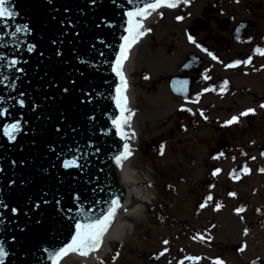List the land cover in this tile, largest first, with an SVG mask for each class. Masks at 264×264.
I'll return each mask as SVG.
<instances>
[{"label": "snow or ice", "instance_id": "obj_1", "mask_svg": "<svg viewBox=\"0 0 264 264\" xmlns=\"http://www.w3.org/2000/svg\"><path fill=\"white\" fill-rule=\"evenodd\" d=\"M181 3L188 4L189 0H127V4L131 7L124 10L122 6L117 5V0H84L83 5H76L74 10L73 5L63 4L61 7H56V0H38L40 8L60 15V19H57V15L48 16L49 24H54L55 29L54 34L48 40L51 55L46 59H44L45 51L38 47L43 42V38L34 43L27 39H21V34L24 37L32 35V28L28 24L23 27L17 26L9 32V36L17 42L13 45L11 58L0 54V69H2L0 84L8 81V89L16 91L18 82L25 83L22 77H28L26 83L31 85L30 72L39 73L41 66L49 71L45 73L46 79L45 77L40 78L42 82L40 100H37L32 93L19 91L17 95L8 97L7 103L17 111L20 109L30 111L32 119L41 121L37 128H41L47 123L48 126L43 127V137L33 134L28 139L32 147L36 149H43L47 145L48 155L55 156L57 160H60L58 165L52 163L50 167L41 165L39 169H36L28 157L23 155V149H21V155L17 159L9 161L11 167L19 172V179L5 176L4 186L0 187V232L8 231L10 228L13 230L12 240L22 249L23 259L27 264H46V262L61 264V261L70 253L78 254L81 257H88L89 254L96 253L101 248L103 239L118 213L120 211L127 212V208L122 204L123 194L111 182L107 183L105 187L93 186L91 188L93 197L98 192L104 193V196L91 199L87 208L84 205V202L89 200V197L84 194V190L94 180L97 184L100 180L98 175H93L91 169L93 168L92 158L101 154L102 147L98 146L91 136H88L83 146L78 143L76 146L66 143L59 151L54 146L58 142H65L69 135L74 140L75 137L89 132L97 119L87 111L79 115L73 113L71 104L65 107V102L73 96H75L77 107L86 109L87 104L92 101V92L84 91V85L79 83V79L85 77L87 61L77 53L76 43L82 42L87 35L91 41V48L98 50L97 42L102 46L105 45L106 37L111 36L116 39L114 33L118 28L122 29V33L118 37L120 43L113 48L114 59L109 61L111 72L119 81L115 86L113 97L118 113L110 118L111 128L114 130V133L111 134L117 139L113 141L114 147L106 150L107 159L112 162L109 174H114V170L122 171L124 163L132 157L133 150L130 142L136 137L132 125L136 113L129 106V97L126 94L129 83L124 71L125 62L129 60L133 47L152 31L151 28L146 27V21L154 13L163 16L160 9H176ZM110 4L114 6L112 9H109ZM115 7H121L122 10V22L119 25L115 22ZM19 15L15 0H0V21L5 22V26H7V22L16 20ZM89 15H91V19H88ZM82 19H87V23H82ZM175 19L183 21L185 17L177 15ZM0 39L3 38L0 37ZM237 39H239V29L237 30ZM187 40L200 51L207 53L212 60L218 59L206 47L198 43L192 35H188ZM21 43H23V48H21ZM0 48H7V45L0 43ZM21 52L28 54L29 58H23L20 55ZM255 52L264 56V49L260 47L255 48ZM31 54H36L38 58V63L34 67L29 64ZM99 54L103 56L104 52L100 51ZM77 60L79 64L75 63ZM251 62V57L243 61L244 64ZM241 63L240 60H237L234 64H228L227 67L232 68ZM82 67L85 68V71L81 70ZM70 69L72 73H78L77 78H73V75L69 74ZM144 79H148V77L145 76ZM204 79L210 80L211 77L205 75ZM180 83L183 87L187 85L188 81ZM227 85L228 81H224L221 90L226 89ZM173 88L176 90V82L173 83ZM77 91L82 93V97L75 95ZM203 91H215V89L205 88ZM5 102V98L0 96V104ZM260 107L264 108V104H261ZM38 109L42 110L37 111ZM180 110H186L195 115L191 108L181 107ZM253 111V109H248L241 112L240 116H248ZM9 114L10 108H0V117ZM199 114L205 120L208 119L203 111ZM23 116L24 114L21 113L20 119L3 126V135L13 145H15L18 136L24 133L23 125L27 124V120H24ZM238 119L239 117L232 116L226 124L232 125L238 122ZM100 134L107 136L110 133L106 129H101ZM163 153L164 145H161L160 154L163 155ZM261 155L264 156V152ZM2 158L0 156V159ZM61 168L64 170L63 173L58 171ZM50 169H57V171L51 172ZM98 171L103 172L104 169L100 168ZM219 171L216 169L212 175L215 176ZM249 171L250 169L246 165L242 168L244 173ZM260 171L264 172V169H260ZM5 172V167L0 166V175ZM14 175H16L15 172ZM63 176H68L69 179L65 181ZM78 177L83 178L82 182ZM105 179L107 180V175ZM73 181L76 183L74 184ZM10 186H13L11 194L2 195L4 188ZM229 195L234 196L235 193H229ZM206 199L211 201L213 197L208 195ZM65 206L69 212L72 208H77L76 215L67 218L62 216L61 212ZM200 207L204 208L205 204L202 203ZM216 207L219 209L220 205H216ZM237 211L240 212L243 209H237ZM61 235L64 237L63 242L56 246V238ZM245 235H247V229ZM200 239H204V237L200 236ZM45 243L51 246L42 248L37 261L30 260L29 257L33 254L32 249L40 250V246ZM164 243L167 244L168 241H164ZM240 251L243 252L244 247H241ZM10 255V249L5 246V241L0 240V264H7ZM163 255L164 252H161L160 256ZM156 258L159 259V256ZM186 259L195 261L200 258L188 256ZM180 264H184V261L181 260ZM216 264H220V262L217 261ZM253 264H258V262L254 261Z\"/></svg>", "mask_w": 264, "mask_h": 264}, {"label": "flooded vegetation", "instance_id": "obj_2", "mask_svg": "<svg viewBox=\"0 0 264 264\" xmlns=\"http://www.w3.org/2000/svg\"><path fill=\"white\" fill-rule=\"evenodd\" d=\"M170 29L174 41L170 44L169 53L176 56L182 51V54L175 57L174 61L169 60L168 65L171 66L164 67L162 64V71L155 76L158 80L152 79L148 73L144 74L148 79L143 77L144 82L150 83L146 84L150 92H159V87L166 92V102L160 104L166 110L163 123L166 136L163 140L177 138L180 143L204 145L212 173L216 169L221 171L223 166L219 164L230 158L239 163L228 171L230 179L237 181L256 173L264 177V172L260 171L264 169V156L261 155L264 152V108L260 107L264 104V56L255 52L257 47L264 49V0H212L202 15L186 17L183 21L175 20L174 24L169 25ZM188 35H192L218 59L214 61L207 53L197 49L187 40ZM151 54L154 58L160 56L158 51ZM249 57L252 62L244 64L243 61ZM237 60L242 63L227 67ZM205 75L211 79L205 80ZM171 79H174L173 83L176 82V90H172ZM185 80L188 81L187 85L181 87L180 82ZM224 81H228V85L222 91ZM205 88H214L215 91L204 92ZM171 102L175 106L169 111ZM181 107L191 108L195 115L186 110L181 111ZM248 109L254 111L248 116H240L241 112ZM201 111L207 120L200 116ZM232 116L239 117L238 122L227 125L226 122ZM223 146L225 149L220 155ZM250 164H256V167ZM245 165L250 169L248 173L242 172ZM228 207L221 206L218 210L224 213ZM234 208L238 209L239 206ZM241 208V212L236 210L238 214L245 212L246 208ZM230 209L234 216L235 211ZM251 210L255 219L232 222V230L226 224L220 225L222 238L218 241L216 238L196 243L192 241L196 246H191L186 242L185 245L176 244V238L174 245L165 244L169 247L166 252L174 255L173 263L170 264H180L181 260L184 264H213L217 261L220 264H253L254 261L264 264V202L251 207ZM215 232L216 229V236ZM197 247H201L204 252H198ZM241 247H244L243 252L240 251ZM162 249L158 253L164 252L166 248ZM158 253L149 258L155 259ZM201 254L204 257H199ZM188 256L200 259L189 261L186 259Z\"/></svg>", "mask_w": 264, "mask_h": 264}, {"label": "rangeland", "instance_id": "obj_3", "mask_svg": "<svg viewBox=\"0 0 264 264\" xmlns=\"http://www.w3.org/2000/svg\"><path fill=\"white\" fill-rule=\"evenodd\" d=\"M211 3L212 0H190L188 4L181 5L178 9H163L160 11L163 16L154 15L156 18L146 26L152 31L137 45L132 61L125 68L129 82V105L136 113L132 125L136 132L137 144L131 157L130 168L137 171L140 180L143 179L146 184L152 186L155 195L140 218H128L126 232L122 233L119 240L111 241L109 253L98 257L94 264L173 263L172 253L164 251L163 256L158 253L163 250L162 247L169 250L163 243L165 238L169 240V245H174L177 240L176 244L185 245L186 242L191 246H196L192 241L196 243L215 238L218 241L222 238L220 225L226 224V227L232 230L234 228L232 222L255 219L251 207L260 206L264 202L262 175L256 173L250 178L233 181L227 173L239 163L229 158L219 164L223 166L221 171L211 176L212 170L204 145L194 142L180 143L177 138L163 140L166 136L163 125L166 110L160 104L166 102V92L162 87H159V92H150L147 89L150 83L143 80L145 73L152 79L157 78L155 76L162 71L160 70L162 64L165 67L170 59L174 61L175 57L182 54V51L176 56L169 53L174 38L173 32L168 29L169 25L175 23V17L200 16ZM155 51L160 54V59L154 58L151 54ZM167 57L169 59L166 61ZM174 106V102H171L169 111L173 110ZM160 143L166 149L163 155L157 154ZM183 146L186 148H182ZM250 165L256 167V164ZM208 195H211L213 200L208 201L206 199ZM202 203L205 204L204 208L200 207ZM216 205L229 207L222 213ZM238 206V209H242V206L246 208L243 214L237 213L234 207ZM230 207L235 211L234 216ZM200 236L204 239H200ZM199 248L197 247L198 252H204L201 247ZM156 253L159 254L156 255L159 259L151 260L149 257ZM199 257L204 255L201 254ZM66 264L81 262L69 260Z\"/></svg>", "mask_w": 264, "mask_h": 264}, {"label": "water", "instance_id": "obj_4", "mask_svg": "<svg viewBox=\"0 0 264 264\" xmlns=\"http://www.w3.org/2000/svg\"><path fill=\"white\" fill-rule=\"evenodd\" d=\"M83 3L84 0H56V7H61L63 4L73 5L75 10L76 5H83ZM15 4L17 11L20 13L19 17L16 20L7 22V26H5V22L0 21V37L3 38L0 39V43L7 45V48H0V54L7 55L11 58L13 55V45L17 41L9 36V32L13 31L17 26L23 27L25 24H28L32 28V35L31 37H24L23 34H21V39H27L29 42L34 43L36 41H40L41 38H43V42L39 44L38 47L45 51L44 59H46L51 55V50L48 46V40L50 39L51 35L54 34L55 29L54 24H49L48 16L57 15V19H60V15L57 13H50L48 10L40 8L38 6V0H15ZM117 5L122 6L124 10L131 7V5L127 4V0H117ZM113 7L114 6L111 4L109 5V9H112ZM115 12V22L119 25L122 22L121 7H115ZM91 18V15H89L88 19ZM81 22L87 23V19H82ZM121 33L122 29L118 28L114 33L116 39H113L111 36L106 37L105 45L103 46L97 42L98 50H93L91 48V41L88 39L87 35L82 42L76 43L77 53L82 59L87 61L86 71L84 67L81 68L82 71H85V77L80 78L79 83L84 85V91L92 92V101L91 103L87 104L86 109L83 107H77L75 105V96H73L69 101L65 102V107L71 104L73 113L79 115L80 113L87 111L90 115L96 116L97 119L94 121L92 129L89 132L75 137L74 140L72 139L71 135H69L65 142H58L57 145H54L57 148V151L64 147L66 143L72 144L73 146H76L78 143L80 146H83L88 136H91L92 140L96 142L98 146L102 147L101 154L98 157L92 158L93 168L91 171L93 172L94 176L98 175L100 180L98 184L94 180L93 183L88 185V188L84 190V194L89 197V200L84 202L86 208L89 206L91 199H98L104 196V193L98 192L95 197H93V194L91 193V188L93 186L97 188L105 187L107 183L111 182L123 194V206L129 193V191H126L125 187L123 186L122 171L120 172V170H114V174H109L110 170L112 169V162L107 159L106 155V150L113 148V141L117 139L113 134H111L114 133V130L111 128L110 118L118 113L113 97L115 95V86L119 81L118 78L111 72L109 61L114 59L113 48L117 47L120 43L118 37ZM21 48H23V43H21ZM100 51L104 52L103 56L99 54ZM20 55L25 59L29 58L28 54L24 52H21ZM37 63L38 58L36 54H31L29 64L34 67L37 65ZM75 63L79 64V61L77 60ZM0 71H2V69H0ZM48 71L49 69L41 66L39 73L30 72L29 76L32 78L31 85L26 83L28 77H22L25 83L18 82V88L16 91L8 89V81H4L3 84H0V96L4 97L6 101L5 103L0 104V108H10V114L8 116L0 117V156L3 157L0 159V166L5 167L6 169V172L0 175V187L4 186L5 176H9L12 179H19V172L11 167L9 161L12 159H17L21 155V149H23V155L28 157L31 163L35 165L36 169H39L41 165L50 167L52 163L57 165L60 163V160H57L55 156L48 155L47 145H45L43 149H36L32 147L31 142L28 139V137H31L33 134L43 137V127H47V123H45L43 127L37 128V125L41 124V121L32 119V113L30 111L27 109H20L17 111L16 108H13L11 104L7 103L8 97L17 95L19 91L32 93L37 100H40L42 95V91L40 90L42 82L40 81V78L45 77V73ZM69 74H72L73 78L78 77V73H72L71 69L69 70ZM75 95L82 97V93L80 91H77ZM41 110L42 109H38L37 111ZM21 113L24 114L23 119L27 120V124L23 125L24 133L18 136L15 145H13V143L7 141V138L3 135V126L20 119ZM101 129H106L110 134L107 136L101 135ZM81 131L83 132L82 128ZM93 133H95V135H93ZM97 137H99V139H97ZM222 148H224V146ZM100 168H103L104 171L99 172L98 169ZM50 171L55 172L57 169H50ZM58 171L61 173L64 172L62 168L58 169ZM14 172L16 175L13 176ZM73 174L75 173L73 172ZM106 175L107 180L105 179ZM62 178L65 181L69 179L68 176H63ZM78 179H80L82 182L83 178L78 177ZM49 183H51V181H49ZM73 183L75 184L76 181H73ZM11 187L13 186L4 188V193L2 195H10ZM61 195H63V193H61ZM64 198L67 199V197ZM77 211V208H72L71 212H69L65 206L61 212V215L67 218L69 216H75ZM12 235L13 230L11 228L8 231L0 232V240L5 241V246L8 247L11 252L7 264H27V262L23 259L24 254L22 249L19 247V245L14 244ZM63 239V235L57 237L56 246H59L63 242ZM50 246L51 245L45 243L40 246V250H37L36 248L32 249L33 254L31 257H29V259L34 262L37 261L41 255L42 248ZM46 264H50V262H46Z\"/></svg>", "mask_w": 264, "mask_h": 264}, {"label": "bare ground", "instance_id": "obj_5", "mask_svg": "<svg viewBox=\"0 0 264 264\" xmlns=\"http://www.w3.org/2000/svg\"><path fill=\"white\" fill-rule=\"evenodd\" d=\"M181 5L184 4L181 3ZM162 10L163 9H160L159 11ZM170 10H175V9H170ZM154 15L157 14L154 13L148 19V21H146V26L149 25L151 20L156 18ZM142 40L143 38L141 39V41ZM137 45H135L133 49L130 51L129 60L125 62V68L127 64L132 61ZM126 94L129 97L128 91ZM136 138L137 137H135V139ZM131 160L132 159L130 157L129 160L124 163V167L122 170L123 186L125 187L126 191H129L127 198L124 202L125 203L124 207L127 208V212L120 211L118 213L117 217L114 219L111 227L109 228L108 233L104 237L102 249L98 250L96 254H89L88 257H81L78 254L70 253L68 256H66L63 259L61 264H66V262H68L69 260H75V261L79 260L81 264H94L98 260V257H102L103 255L109 253L111 248L110 247L111 241L119 240V238L122 237V233L126 232L128 226L127 225L128 218L129 217L140 218V216L145 211L147 204L151 203L155 195L154 192L152 191V187L146 186L143 180H140V178L138 179V177L135 174V171L130 168Z\"/></svg>", "mask_w": 264, "mask_h": 264}]
</instances>
